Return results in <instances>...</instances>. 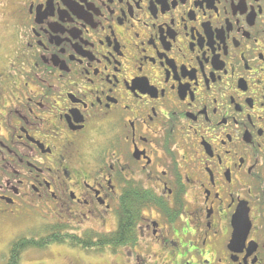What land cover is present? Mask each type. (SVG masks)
Instances as JSON below:
<instances>
[{
	"label": "flooded vegetation",
	"instance_id": "obj_1",
	"mask_svg": "<svg viewBox=\"0 0 264 264\" xmlns=\"http://www.w3.org/2000/svg\"><path fill=\"white\" fill-rule=\"evenodd\" d=\"M6 222L65 264H264V0H0Z\"/></svg>",
	"mask_w": 264,
	"mask_h": 264
},
{
	"label": "rangeland",
	"instance_id": "obj_2",
	"mask_svg": "<svg viewBox=\"0 0 264 264\" xmlns=\"http://www.w3.org/2000/svg\"><path fill=\"white\" fill-rule=\"evenodd\" d=\"M16 227H11L8 223L0 224V260L3 262L8 249V242L21 236L37 235L34 232H16ZM48 250V252H46ZM81 253L78 248H73L65 244H54L45 250L27 248L21 254L19 264H65L69 255L75 257Z\"/></svg>",
	"mask_w": 264,
	"mask_h": 264
},
{
	"label": "trees",
	"instance_id": "obj_3",
	"mask_svg": "<svg viewBox=\"0 0 264 264\" xmlns=\"http://www.w3.org/2000/svg\"><path fill=\"white\" fill-rule=\"evenodd\" d=\"M128 224L124 221H121L118 227V230L116 233L106 235L102 238H100L96 242H91L88 241L89 246L91 247H100V248H106V247H116L117 245L121 244L128 238ZM56 237H48L40 240H35V239H23V238H17L13 240L10 244V251H11V256L9 259H7L5 264H19L21 260V254L24 250L27 248H34L37 250H45L49 246L53 244H62L66 242V237L64 238L60 232L55 234ZM85 241H71L70 244L74 246H79L81 248L85 247ZM88 244H86L87 246Z\"/></svg>",
	"mask_w": 264,
	"mask_h": 264
}]
</instances>
